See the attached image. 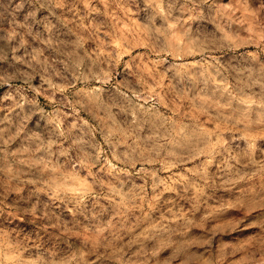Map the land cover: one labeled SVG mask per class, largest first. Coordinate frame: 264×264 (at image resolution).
Here are the masks:
<instances>
[{
  "label": "rangeland",
  "instance_id": "obj_1",
  "mask_svg": "<svg viewBox=\"0 0 264 264\" xmlns=\"http://www.w3.org/2000/svg\"><path fill=\"white\" fill-rule=\"evenodd\" d=\"M0 264H264V0H0Z\"/></svg>",
  "mask_w": 264,
  "mask_h": 264
}]
</instances>
